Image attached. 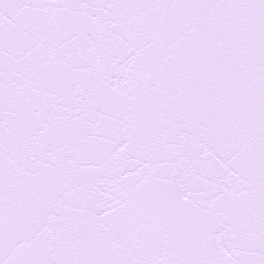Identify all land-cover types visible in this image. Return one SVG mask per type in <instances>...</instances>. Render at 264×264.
<instances>
[{"label":"snow or ice","instance_id":"6c2138e0","mask_svg":"<svg viewBox=\"0 0 264 264\" xmlns=\"http://www.w3.org/2000/svg\"><path fill=\"white\" fill-rule=\"evenodd\" d=\"M0 264H264V0H0Z\"/></svg>","mask_w":264,"mask_h":264}]
</instances>
